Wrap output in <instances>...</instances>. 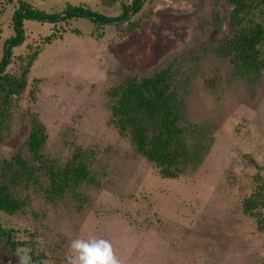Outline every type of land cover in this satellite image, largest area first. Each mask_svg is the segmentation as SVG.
<instances>
[{
  "label": "rangeland",
  "instance_id": "374dc122",
  "mask_svg": "<svg viewBox=\"0 0 264 264\" xmlns=\"http://www.w3.org/2000/svg\"><path fill=\"white\" fill-rule=\"evenodd\" d=\"M17 1L0 0V60ZM24 1L47 14L80 6L115 17L132 0ZM228 11L226 0H145L130 26L99 28L83 17L23 22L24 41L6 72H18L19 57L38 54L26 88L11 99L0 161L22 148L36 121L45 154L59 163L75 149L91 153L94 183L62 201L31 187L22 212H0L17 244L15 253L0 238V264H19L25 252L41 264H65L77 238L108 240L119 264H264V205H244L264 179V75L246 83L213 56ZM179 63L195 68L190 113L210 126L212 143L197 170L167 179L112 127L106 93L127 77Z\"/></svg>",
  "mask_w": 264,
  "mask_h": 264
},
{
  "label": "trees",
  "instance_id": "16d2710c",
  "mask_svg": "<svg viewBox=\"0 0 264 264\" xmlns=\"http://www.w3.org/2000/svg\"><path fill=\"white\" fill-rule=\"evenodd\" d=\"M102 1L110 5L116 2ZM17 2L18 7L12 15L14 35L4 42L0 60V145L12 119L11 99L19 97L26 88L29 69L38 54L34 52L30 57H19L18 72H6L11 64L12 49L24 41L23 22L35 20L56 24L83 17L99 28L124 23L130 26L131 18L141 10L145 0L123 4L121 13L115 17L80 6H66L59 13L47 14L24 0ZM226 4L229 8L226 35L214 48L213 56L226 62L239 79L257 83L264 75V0H226ZM55 37L53 33L44 38L43 43L49 44ZM194 71L195 68L180 63L170 64L140 79L127 77L106 93L112 127L163 178L178 179L194 172L211 147L210 126L194 121L190 113L188 89ZM45 142L43 127L31 121L22 148L10 159L0 161V212L9 215L22 212L29 198L24 192L31 187L40 190L47 200L62 201L68 195L79 197L83 186L94 183L90 152L75 149L65 162L59 163L45 154ZM244 205L248 209L264 205V179L257 178L254 193ZM11 233L0 226L4 247L16 253L17 244ZM30 257L32 264H41Z\"/></svg>",
  "mask_w": 264,
  "mask_h": 264
},
{
  "label": "clouds",
  "instance_id": "9594fccd",
  "mask_svg": "<svg viewBox=\"0 0 264 264\" xmlns=\"http://www.w3.org/2000/svg\"><path fill=\"white\" fill-rule=\"evenodd\" d=\"M70 255L65 264H119L112 245L105 239H74L69 245ZM19 264H32L31 257L25 252L19 256Z\"/></svg>",
  "mask_w": 264,
  "mask_h": 264
}]
</instances>
